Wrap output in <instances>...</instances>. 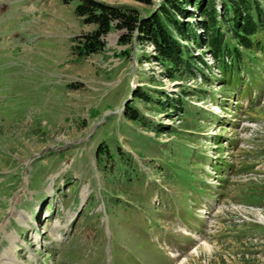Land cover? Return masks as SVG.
I'll return each instance as SVG.
<instances>
[{
  "label": "rangeland",
  "instance_id": "obj_1",
  "mask_svg": "<svg viewBox=\"0 0 264 264\" xmlns=\"http://www.w3.org/2000/svg\"><path fill=\"white\" fill-rule=\"evenodd\" d=\"M77 2L0 0V264H264V30L227 71L188 7L200 44L169 77L114 26L79 55Z\"/></svg>",
  "mask_w": 264,
  "mask_h": 264
},
{
  "label": "trees",
  "instance_id": "obj_2",
  "mask_svg": "<svg viewBox=\"0 0 264 264\" xmlns=\"http://www.w3.org/2000/svg\"><path fill=\"white\" fill-rule=\"evenodd\" d=\"M61 1L67 3L71 0ZM77 1L74 7L75 14L82 19L83 23L94 25V29L80 36V43L76 44L75 50L79 55H89L100 51L103 46L101 36L114 26L124 31V34L120 36V43L129 41L135 34L138 43L146 42L154 46L156 55L153 57L163 65L165 64L169 77H174L173 73L179 71L184 65L187 67L191 62L187 49L175 37L187 40L189 35H192V41L199 44L189 25L191 21L189 19L193 16L188 7L201 11L200 23L206 30V34L209 33L208 48L215 56L222 52L232 53L238 59L241 54L240 49L252 48L254 33L259 29L264 30V0H220L219 13L215 8L210 7V0H159L157 7L142 17L135 9H124L94 0ZM136 1L151 5L153 0ZM216 15L225 22L224 30L229 33L235 46L229 47L228 40H223V30L215 26ZM134 97L142 100L149 99L147 93L141 89L134 93ZM166 99L173 110L181 108L177 104L178 101L173 98ZM163 103L158 100V104L165 107L166 104ZM124 113L127 119L134 122L140 121L141 115L132 104L126 105ZM154 128L160 131L161 124L157 123Z\"/></svg>",
  "mask_w": 264,
  "mask_h": 264
}]
</instances>
